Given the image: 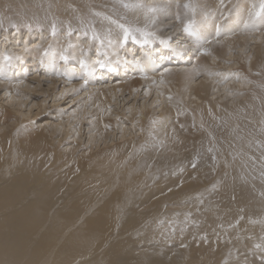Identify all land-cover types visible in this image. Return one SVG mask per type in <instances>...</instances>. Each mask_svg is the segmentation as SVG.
Masks as SVG:
<instances>
[{
	"label": "rangeland",
	"instance_id": "1",
	"mask_svg": "<svg viewBox=\"0 0 264 264\" xmlns=\"http://www.w3.org/2000/svg\"><path fill=\"white\" fill-rule=\"evenodd\" d=\"M169 1L171 0H167L166 3ZM196 1L197 4L202 2V0ZM216 1L208 0V3L203 6L206 11L204 15L198 16L194 13L188 17L186 24L191 22L194 35H189L184 31L186 25L184 24L175 34H171L172 30L166 28L164 36H160L158 33L152 32L148 26H142V24H147L148 20L141 22L137 17L140 12L145 13L153 6L155 9L163 7V5L159 6L161 3H153L149 0L148 2L147 0H0V57H2L0 62L4 59L3 62L6 64L11 62L10 67H13V64L16 65L9 77L15 80L12 83H15L16 88L22 91L16 96V92L10 94L0 88V192H5L7 198L12 200L9 208L0 211V219L9 216V211H12L15 216H18V213L27 216L26 211L21 212L18 209L27 204L33 195L39 194V191L47 187L50 192L55 193L49 197L50 199L59 195L57 197L59 200L54 205L56 208L53 206L48 210L51 215H55L61 205L62 207L69 206L72 208V213L80 214L82 208H77L73 202L81 199L78 197L79 195H83L88 200L92 199L98 205L106 207L105 214L108 217L106 227L110 231L118 232L120 238L106 246L101 252L103 242L91 246L79 255L80 264L88 261L93 263L92 258H96V256H99V259L105 258L120 243L125 245L121 257V260L125 262H137L140 260V254H142V258L152 255L155 259L171 262L176 251L189 253L193 246V240L196 246L201 245L205 229L213 232V230L216 231L215 226H217L223 244L229 245L227 256L232 249H235L234 253L244 250L249 245L244 243L247 238L258 243L256 237L264 236V57L259 58L261 56L257 51H260L259 47L264 46V40L261 44L258 43L260 45L255 44L254 40H248L249 44L241 51L236 48L233 50V47H230L229 51L233 50L232 54L235 53L236 57L230 59V56H227L226 61L222 62V67L214 69V74L219 75L222 80L221 91L224 96L222 100L218 101V106L210 102L208 110L196 108L195 105L179 96L178 107L175 109L176 114L166 118L160 117V109L157 110L156 106H152L156 97L155 93H153L154 96L151 93V97H148L143 90L140 97L129 98L125 101H123L122 94H119L117 97L121 96V103L113 102L107 106L114 105L109 107L110 111L114 110L111 114L115 116L120 114L119 117H114L117 119L124 117L126 128L105 135L103 133L99 135V132L96 135H89L87 130L95 119V113L84 101L93 97L94 93L98 92V88H103L110 82L115 83L120 74L119 70L123 72L122 66H119L118 72L115 74L113 65L121 61L119 58L114 59L110 49L114 50L115 47H119L118 49L121 51V46L129 45V50L135 54L136 58H142L143 63H152L155 70L157 69L156 71H152L154 68L150 71L140 70L141 77L146 78L151 72L152 76L158 74L156 76L161 78L163 75L160 73L165 69L196 68L198 55H207L205 50L209 53L210 46L220 44L219 41L223 43L224 38L225 42L234 37L236 40L238 37H241V40L247 39V36H243L248 23L243 27V31L237 30L240 24H243V20H241L243 15L238 24L231 23L232 17L235 15L233 10L239 5L242 7L241 3L244 1L232 0L229 10L226 7L223 9L224 0H220L221 5ZM255 2L259 5L255 13H259V15L254 21L257 22L259 19L264 21V9L261 7L264 0H255ZM125 4L129 7H124ZM242 8L245 11L247 6L243 4ZM152 12L154 13L156 10ZM246 15L247 12L244 13V16ZM176 20L174 19V21ZM211 21L215 25L217 22V29L214 33L208 29V26L212 24H209ZM53 24L56 28L55 35L52 34ZM120 24L133 29L127 42H124V33L119 27ZM263 25L262 21H259V25L249 23L251 29L256 28V33L252 32L253 36L258 35V32H264ZM69 30H71V34H69ZM216 32L217 35H215ZM214 36L216 37L214 38ZM39 38L46 40V45H42V61L34 68L32 58L24 57V54L20 52L23 51V48H30ZM162 41H166V43L162 44ZM15 42L17 43L15 44ZM197 42L200 44L197 45ZM18 43L20 45H17ZM184 43H187V46ZM62 45L67 48L68 53L63 54L67 56V60L64 59V62L54 59L49 64L46 58L52 53L59 57ZM181 46L183 47L180 48ZM196 46H200L199 49L203 47V50L194 56L192 49ZM106 48L108 49L106 50ZM84 49L87 51L86 55L85 53L80 55ZM178 50L184 51L180 58L177 56ZM189 52H191L190 56ZM9 53H13L16 57L9 55V59L6 60L4 56ZM121 54L122 52H120ZM96 55L97 58H101V61L105 62V67L100 69L104 70L102 74L104 76L106 74V76L104 80H96L99 84L92 77L86 81V76L95 74L93 70L87 72L88 64L76 63L77 58L81 57L94 62ZM186 55L189 56L188 59H184ZM257 58L259 59L256 66L251 69V64ZM13 60L29 62L23 65L12 63ZM130 63L126 62V67ZM173 63H177V65ZM96 64L99 63L96 62ZM155 64H158V68L157 65L155 67ZM224 64L227 65L224 66ZM9 66L6 67V70L10 68ZM17 79L19 80L16 81ZM202 80L203 78L197 75L192 86L198 85ZM242 80L246 83V88L243 91L247 93H244L243 104L236 106L237 104H233L232 100L227 102L229 93L224 92L223 89L232 87L230 90L234 92L231 94L236 95L235 89L238 90ZM91 81L96 84H89ZM8 82L7 78L0 75L1 87L9 86ZM71 82L73 85L69 86ZM117 82L120 83V80L118 79ZM93 88H95V92L90 91ZM171 93L168 91L166 94ZM218 96H215L214 101ZM145 110L149 116V124L144 128V131L148 132L146 135H149V138L147 144L141 145L140 138L145 132L141 131V134L135 132L134 120L140 119L139 115L143 114ZM126 130L128 131L126 138L121 139V133ZM176 130L183 132L187 144L196 147L192 154L193 157L186 162L188 171H196L199 164L196 154L202 153L206 159V166L210 159L214 163H220V165H210L211 168L219 167L218 179L215 178L214 182L209 185L207 190L210 191L202 198L195 197L196 199H189L187 202L182 201L184 198H181L175 204L168 205L163 200L159 204L151 200L143 207L133 208L134 212H139L138 215L143 218L140 220L143 227L134 225L127 231L123 228L126 223L124 216L134 212H132V208L124 207L123 200L136 197L134 191H136L138 182L148 177H156L158 173L168 168L167 163L171 162L175 155L168 151L166 137ZM133 131L135 135H129ZM91 136L94 137L91 138ZM135 136L138 137L132 139ZM121 140L125 141L120 142ZM158 154H162V157H157ZM130 171L134 172V177H131ZM215 172L217 173V171ZM20 178L24 180V183L20 182L22 186L19 183L14 187ZM250 179L254 182L251 183ZM195 184L196 181L190 179L186 185ZM22 192L26 195L22 199L15 196ZM187 197L185 196V198ZM203 198L208 201L205 203L206 200ZM192 205L194 206L192 207ZM155 206L157 212L153 217L144 214V210ZM164 206L166 208L160 212ZM86 211L87 209H85ZM246 218L252 222L247 223ZM10 222L13 226L15 222L18 224L21 220L20 218L14 221L10 219ZM120 227L123 230L119 232ZM11 230H9V234L14 235L15 230L13 228ZM133 231H136L135 235L131 234ZM253 231L255 232L253 233ZM9 234L4 235L7 236L5 238H7L6 241L9 240L8 242L11 241V234ZM1 239L3 240V237L0 238L2 242ZM45 243L41 249H44ZM263 244L264 240L255 245L259 250H255L254 255L251 256L249 261L252 264H264V251L263 254H259L260 246ZM92 252H95V256L91 258L87 254ZM27 257L21 253L20 264H24L23 261L26 259L29 260L30 255ZM12 258L13 262L17 261L16 263L19 264L18 260H15V256ZM60 261L62 260L58 258L56 263ZM177 261L186 263L188 260L177 258ZM246 261L247 259L241 262L244 264ZM13 262L12 264H14ZM70 262L68 261V264ZM25 263L29 264L30 262L26 260ZM66 263L67 261H64L60 264ZM0 264L6 263L0 262ZM201 264H210V262L208 259H203Z\"/></svg>",
	"mask_w": 264,
	"mask_h": 264
},
{
	"label": "bare ground",
	"instance_id": "2",
	"mask_svg": "<svg viewBox=\"0 0 264 264\" xmlns=\"http://www.w3.org/2000/svg\"><path fill=\"white\" fill-rule=\"evenodd\" d=\"M149 1H151L153 3H158V4L161 3V5H159V6L163 5V7L157 8L156 12H154V13L152 11H150V9L145 11V13L147 12L146 14L142 11V12H140L139 15H137V17H138V19H140L141 22L148 20L147 24H142V26H148L152 30V32L158 33L160 36H164L166 28H170V30H172L171 34H175L176 32H178V30L181 28L180 26H183L184 24H186V22H188V17L194 13H196V15H198V16L204 15V12L206 13V11H204L203 6H205L208 3V0H202V2H200L199 4H197L196 0H194V1L179 0L177 2H176V0H171L168 3H166L167 0H149ZM215 1L216 0H212V2H215ZM217 1L220 3V5L222 4V2L220 0H217ZM231 1L232 0H224L223 9H225V7H226V9L229 10V6H230ZM243 1L244 2L241 3V6L243 7V4H244L247 6V9L244 11L243 8L240 7V5L237 8H235V10H233V12H235V15L232 17L231 23L238 24L239 21L243 20V24L241 23L240 26L237 28V30L239 32L243 31V27L248 23V25H247L248 27L245 30L246 32L244 33V36H243V37L247 36V39L241 40L240 39L241 37H238V39L236 40V38L234 37L233 39L227 40V37H226V40H227L226 42H225V38L223 39L225 43L224 42L221 43V41H219L220 44L219 43L217 45L213 44L215 46H210L211 49L209 50V53H207L205 51V53L208 56L205 54H203V55L199 54L198 55V59H196L197 66L194 69H187V67H184L185 69L183 67H182V69H178L179 67L173 68V70L172 69H165V70H163L162 73H160L163 75V76L160 75L161 78H159V76H156L158 74L154 75L153 74L154 72L152 74L155 77L150 74L151 72H149L150 75L148 74V76L146 78H144V77H141L142 74H140V72L141 71H150L151 69H153L154 66L151 65L152 63L151 64L150 63H143L142 58H136L135 54H132L131 50H129V45L121 46L120 47L121 51H119V49H118L119 47H115L114 50L110 49V51L112 53L111 55L114 56V59L116 60L119 58L121 61L120 63L113 65V66H115V67H113L115 74L118 72L119 66H122L123 72H121V70H119L120 74L118 76V79L120 80V83L117 82L118 81V79H117V81L115 80L116 81L115 83L110 82L109 85H107L103 88H98L99 87V85H98L97 86L98 92L94 93V95H93L94 98L91 97L90 99L84 101V103H88L87 106L90 107V109L93 113H95L94 114L95 119L92 121V123H90L89 127L87 128L89 135L90 134L96 135V133H98V132L100 133L99 135H101V133H103V135H105L109 132L116 133V132L122 131L124 128H126V126H125L126 125V119H124V117L123 118L120 117L119 119L114 118V117H119L120 114H118L116 116L111 114L114 110L110 111L109 107L114 106V105H111L109 107L107 105L112 104L113 102H120L121 103V100H120L121 96L123 97V101H125L126 99H129V98H132V99L136 98L137 96L140 97L141 92L143 90H145V95H147L148 97H151V93H152V96H154L156 94V97H155L154 102L152 103V106H154V107L156 106L157 110L160 109L159 110L160 117H166L167 118V117H170V116L176 114L175 109L178 107L179 99L181 97H183V99L188 101L190 104L195 105L196 108H200V109H207L208 110L210 102H213L215 105H217L218 101L222 100L224 96H223L222 91H221V87H222L221 81L222 80H221V78H219L220 77L219 75H217L216 73L214 74V72H213L214 69H216V67H222V65H223L222 62L226 61L227 56H230V59L232 57L233 58L236 57L234 55L235 53L232 54L234 48L241 51L242 49L247 47V45L249 44L248 40H254V42H256L255 44H258V43L261 44V42L264 40V32L263 31L258 32L259 36L258 35L253 36L252 32L256 33V28L251 29L249 26V23H252V24L255 23L256 25H259V21L264 22L263 20H260V19L257 22L254 21L255 18L257 17V15H255V11L258 9L259 5H257L255 0H243ZM147 2H148V0H147ZM196 4H197V6H196L197 8L195 7ZM209 4H210V1H209ZM185 5H188V7H185ZM216 5H219V4H216ZM194 8H196V9H194ZM169 10H171V12H168ZM220 10H222V8ZM224 12H225V10H224ZM245 12H247L246 16H244ZM207 14H208V12H207ZM213 15H212V17H214ZM241 16H242V18L240 20ZM174 19H177V20L174 21ZM205 22H207V21H205ZM209 24H211V26H208L209 31L211 33H214L217 29L216 28L217 22H216V25L213 23V21H211ZM229 28H230V26H229ZM221 33H219V34L221 35ZM232 34H231V36H232ZM251 34H252V36H251ZM215 35H217V32ZM215 37L216 36H214V38ZM218 38H220V37H218ZM39 39H40V41H38ZM39 39L36 40L30 48H23V51L20 52V53L24 54V57L32 58V66L33 67L38 66V64L42 61L41 60V55L43 54L42 45L43 44L46 45L45 44L46 40H44L43 38H39ZM6 41H8V40H6ZM16 43L17 42H15V44ZM211 43H212V41H211ZM184 44H185V46H187L186 45L187 43H184ZM198 44H200V42H197V45ZM260 44H258V45H260ZM17 45H20V43H18ZM138 46H140V45H138ZM54 47L56 48V46H54ZM182 47L183 46H181L180 48H182ZM230 47H233V50L229 51ZM238 47H241V48H238ZM199 48H200V46H196L195 48H193L192 49V55L195 56V55H197L198 52H200V50H203V47L201 49H199ZM107 49L108 48H106V50ZM259 49H260V51L258 50L257 52H258V55L261 56L259 58H262V57H264V46L259 47ZM151 50H152V48H151ZM73 51H75V50H73ZM49 52H50V50H49ZM120 52H122L121 55H120ZM183 52L184 51H181V50L177 51L178 58L182 57L181 54ZM64 53H68V52H67L66 46L62 45L61 50L59 52V57H57L55 54L52 53L48 56V58H46V56H45V58L47 61H49V64L54 59H56L58 61H62V60L64 61V59H62V54H64ZM84 53H85V55L87 53V51H85V49L83 50V52L80 53V55L84 54ZM133 53H134V51H133ZM190 53L191 52H189V56H190ZM9 55H13V57H16V55H14L13 53H9L5 56H9ZM71 55L74 56L73 53H71ZM97 57L98 56L96 55V59L94 60V62H92L88 59L82 58V57L80 59L77 58L76 63L81 64V60H83L84 64H88L87 72L90 70H93V72H95V74L91 75V76H86L87 77L86 81H89V79L92 77L95 80V82L97 84H99L96 80L97 79L100 81L104 80L106 74L104 76V74H102L104 70L102 71L100 69L101 68L100 63L103 62V60L101 61V58H97ZM99 57H101V56H99ZM188 57L186 55V57L184 59H188ZM0 58H2V57H0ZM259 58H257L254 61V63L251 64V66H250L251 69H254V66H256ZM163 59H165V58H163ZM3 60H1L2 62H0V75L3 76L4 78H7V80L9 81L8 83L10 85L5 87V88L0 86V88H2L3 90H6V92L10 93V94L11 93L14 94L16 92L15 94H16V96H18L19 94L22 93V91L20 89L16 88L17 85L15 83H12V82H15V80L10 79V77H9L12 74V72L14 71V69L16 68V65L13 64L14 66L10 67L9 65L11 62L6 64L5 62H3ZM167 60H169V59H167ZM104 61H106V60H104ZM130 61H131V63H130ZM249 61H252V59L251 60L249 59ZM27 62H29V61H26V60H24L22 62H19V61L16 62L15 60L12 61V63H18V64L21 63L23 65H24V63H27ZM96 62H98L99 64L97 65ZM126 62L130 63V65H128V67H126L127 64L125 65ZM103 63H105V62H103ZM156 63H158V62H156ZM173 64L177 65V63H173ZM178 64H180V63H178ZM29 65H30V63H29ZM156 65L158 68V64H155V67H156ZM226 65L227 64H224V66H226ZM7 66L10 67L8 70H6ZM228 67L231 68L230 65H228ZM160 68H162V67H160ZM220 69H222V68H220ZM154 70H155V68L152 71H154ZM87 72H86V74H87ZM23 73H24V71H23ZM62 73H63V71H62ZM197 75H200L203 78V80L198 85L192 86V82H194V78ZM114 76H116V75H114ZM156 77H158V78H156ZM18 80L19 79H17L16 81H18ZM92 81L89 84L95 83ZM19 83H17V84H19ZM214 83H216V84L213 86ZM72 85H73V82H71L69 84V86H72ZM245 85H246V83L243 82V80H242L241 86L238 88V90L235 89L236 95L231 94V92H234V91L230 90V88L232 89V87H227V88L223 89L224 92L229 93V95H228L229 98H228L227 102L232 100L231 102H233V104L236 103L237 104L236 106H241L243 104V102L245 101V99H244L245 94L244 93L246 91L245 92L243 91V89L246 88ZM87 91H89V90H87ZM90 91L95 92L96 90H95V88H93V90L91 89ZM168 91H169V93H171V92L172 93L167 95L166 93H168ZM153 93H155V94L153 95ZM119 94H122V95L120 97H117ZM216 95L217 96L219 95V96L214 101ZM88 96H90V95H88ZM113 96L117 97V98L114 99ZM179 96H180V98H179ZM133 107H135V106H133ZM226 108L229 109V108H233V107H226ZM86 109H88V108H86ZM9 112L10 111L8 110V113ZM146 112H147V110H145L143 112V114L139 115L140 119L137 118L136 120H134L135 127H136V128H134L136 130L135 132H139L140 134H141V131L145 132L144 134L142 133V137L140 138V141L142 142L141 145L147 144L148 138H149L148 137L149 135L148 136L146 135V133H148V132L144 131V128H146L149 124V122H148L149 116ZM107 118H109V119H107ZM120 120H123V121H120ZM109 130H111V131H109ZM135 132L133 131V132L129 133V135L134 136ZM127 133H128L127 130L125 132L121 133L122 134L121 139L126 138ZM53 134H54V132H53ZM93 137L94 136H91V138H93ZM137 137L135 136L132 139H135ZM132 139H125V140L129 141ZM166 139H167L168 151L170 153L174 154L175 157L171 160V162L167 163L168 168L165 169L164 171L158 173V175L156 177H148V178L137 183L136 191H134V194H136V197L134 199H124L123 200L124 207L132 208L131 209L132 212H134L133 208H137L139 206L143 207L144 205L147 204V202H150L151 200L156 201L158 204L161 200H163L168 205V204H175L177 202V200H179L181 198H184V199H182V201H186V202L189 199L194 200L195 197H197V199L202 198V196H204L205 194L208 193V191H210V190H207V189H209V185L212 182H214L215 178H217V175L219 176V174H220V172L218 171L219 170L218 166H217V168L216 167L215 168L210 167L211 164L214 166V164L220 165V163H218V162L214 163L210 159V161L208 162V165L206 166V159L202 153L196 154V156L198 157V160H199V164L196 167L197 168L196 171H188V167H187L186 162L193 157L192 154L194 152V149H196V147L194 145H190V144L186 143L183 132L176 130L175 132H173L172 134L167 136ZM125 140H121L120 142L125 141ZM156 156L160 158V157H162V154H158ZM214 170L217 171V173ZM129 173H130L131 177H134V172L130 171ZM251 174H252V172H251ZM21 179L22 178H20L19 182L15 183L14 187L18 186L20 182L24 181ZM190 179H194L196 181V184L195 185H186ZM250 180H252V179H250ZM253 182L254 181L252 180L251 183H253ZM216 183H214V184H216ZM237 183H238V181H237ZM25 184H23V185H25ZM20 185L22 186L21 183H20ZM218 185H217V187H218ZM234 185H235V183H234ZM219 189H220V187H219ZM23 192L20 195H15V196L16 197L19 196L20 197L19 199H22L24 196H26V195H24ZM53 194H55V193L50 192L48 187L46 189L44 188V190L39 191V194L32 196V198H31L32 201L30 200L29 202H27V204L23 205L22 207H20L18 209V211H21V212L23 210L26 211L28 213L27 216H22L18 212H17L18 216H15L12 214V211H9V216H7V217L5 216V218L0 219V238L3 237V240L1 239L2 242L0 241V243H1V245H0L1 246L0 247V258L3 261H0V262L6 263V264L7 263L12 264V262H13L12 257L13 256H15L16 257L15 260H18V262H19L21 260V258H20L21 253H23V255H26V257L28 255H30L29 260L28 259H26V260L29 261L31 264H60L64 261H67L66 264H68V261H71L69 264H80V262L78 260L79 255L81 253H83L84 251L88 250L91 246H94L96 244H100V242H103L102 250H100V252H101L106 248V246L113 244L116 239L120 238V234L118 232L110 231L106 227V223L108 222V217L105 214L107 211L106 207L98 205V203L94 202L92 199L88 200V199L84 198L83 195L78 196L79 198H81L80 200L73 202V204L77 208H82L81 209L82 212L80 214L72 213L71 207H69V206L68 207H64V206L62 207V205H61V207H59V209L56 211V214L51 215V213H49L48 210L51 207H53L55 205V203L57 204V202H58L57 200H59V198H57L59 195L55 198L50 199L49 197L52 196ZM185 196H188V197L185 198ZM203 199L206 200L205 203L208 201L206 198H203ZM26 201H28V200L26 199ZM26 201H24V202H26ZM209 201L211 203V200H209ZM65 202H66V200H65ZM10 203H12V200H10L9 197L7 198L6 193L3 191L0 192V211H3L5 209L9 208L11 206ZM107 203H111V202L107 201ZM181 203H183V202H181ZM239 204H240V202H239ZM193 206L194 205H192V207ZM155 208H156V206L149 209V210H144V214L146 216H152L153 217L155 215V213L157 212V211H155ZM165 208H166V206H164L160 210V212ZM177 208H179V207H177ZM214 208H216V207L214 206ZM85 209H87L86 212H85ZM196 209H198V208L196 207ZM138 213L139 212L129 213L128 215L124 216V218L126 220V223L123 226L124 229L129 231V229H132L134 225H138V226L143 227V223L140 224V220H143V218L140 217L138 215ZM163 214H165V213H163ZM218 216H219V214H218ZM201 217L202 216H200L199 218H201ZM18 218H20L21 222L18 224H17V222H15V224H13V226H12L10 219H12L14 221L15 219H18ZM207 219H209V218L207 217ZM245 220L247 223L252 222L248 218H246ZM166 221H168V220H166ZM207 221L209 222V220H207ZM220 221L222 222V220H220ZM208 222H206V223H208ZM225 222H226V220H225ZM242 225H243V223H242ZM11 228H13V230H15L14 235H12L11 233H10L11 235L9 234V230H11ZM215 228H216L217 232L215 230H213V232L212 231L209 232V231H207L208 229L204 228L206 230V232L202 238V244L196 246L195 242L193 240L192 241L193 246H191L189 253H181L179 251H176L174 259L171 262H164L162 260L155 259V257L152 255H147L144 258H142V254L139 255L140 260H138L135 263L125 262V261L121 260V257L123 256L122 251L125 248V245L120 243L115 250L110 252L103 259L102 258L99 259V256H96V258H92V256H95V252L88 253L87 255H90V257L93 259V263H92V261H88V262L83 263V264H201V260H203V259L204 260L208 259L210 264H242L241 261L247 259V261L244 262V264H252L249 260H251V256L254 255V251L259 250V248H256L255 245L258 244L259 242L263 241L264 236L260 235V236L256 237L258 243H256V241H254V240H250L247 238V240H245L244 243L249 244V245L247 247H245L244 250H241L239 252L234 253L235 249H232V250L230 249L231 251H230L229 255L227 256V249H228L229 245L223 244V242L220 239V234L218 233L217 226H215ZM122 230L123 229H121V227H120L119 232ZM205 230H203V231H205ZM254 232L255 231H253V233ZM8 234L11 237L10 242H8L9 240L6 241L7 238H5V237H7V236H4V235H8ZM131 234L135 235L136 231H133ZM234 235H236V234H234ZM45 238H46V240H44ZM107 239H109V240L106 241ZM124 239H127V237H124ZM44 243H45V247H44V249H41V247L43 246ZM189 243L191 244L190 241H189ZM181 244L183 245L182 242H181ZM263 251H264V244L262 246H260L259 254H261ZM58 258L62 261H60L59 263H56V260ZM177 258H179L181 260H188V261H186V263L182 262V261H177ZM26 260L23 261L24 264H26L25 263ZM16 262H13V263L17 264ZM19 264H20V262H19Z\"/></svg>",
	"mask_w": 264,
	"mask_h": 264
},
{
	"label": "snow or ice",
	"instance_id": "3",
	"mask_svg": "<svg viewBox=\"0 0 264 264\" xmlns=\"http://www.w3.org/2000/svg\"><path fill=\"white\" fill-rule=\"evenodd\" d=\"M124 7H129V5L125 4ZM185 7H188V5H185ZM262 9H264V4H262ZM155 7H153L152 9H150V11H155ZM97 15H99V13H97ZM255 15H259V13H255ZM113 23H116L115 21H113ZM119 27L123 30V33H124V36H123V39H124V42H127L131 32L133 31V29H131L130 27H127L123 24H120ZM247 27V25H246ZM137 31H140L139 29H137ZM184 31L187 32L189 35H194V32L192 31V24L191 22H189L188 24L185 25L184 27ZM55 32H56V28H55V24H53L52 26V34L55 35ZM69 34H71V30H69ZM145 35H148V33H145ZM154 35V34H153ZM162 43H166V41H162ZM207 51V50H205ZM5 59H9L8 56H5ZM62 59H65L67 60V56L66 55H63L62 54ZM81 64L83 65L84 64V61L81 60ZM100 67L103 68L105 67V64L103 62L100 63ZM259 247V245H258Z\"/></svg>",
	"mask_w": 264,
	"mask_h": 264
}]
</instances>
